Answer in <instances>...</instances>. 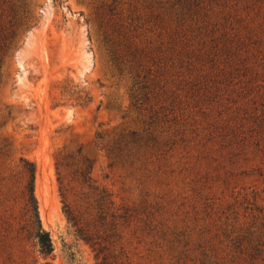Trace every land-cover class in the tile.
Masks as SVG:
<instances>
[{"label":"rangeland","instance_id":"rangeland-1","mask_svg":"<svg viewBox=\"0 0 264 264\" xmlns=\"http://www.w3.org/2000/svg\"><path fill=\"white\" fill-rule=\"evenodd\" d=\"M49 262L264 264V0H0V264Z\"/></svg>","mask_w":264,"mask_h":264},{"label":"trees","instance_id":"trees-1","mask_svg":"<svg viewBox=\"0 0 264 264\" xmlns=\"http://www.w3.org/2000/svg\"><path fill=\"white\" fill-rule=\"evenodd\" d=\"M22 162L26 176L24 195L30 213L29 219L32 223L33 234L38 238L41 253L48 256L52 254L54 247L50 233L42 227L38 214V202L35 196L36 165L26 159H22ZM48 264L51 263L49 262Z\"/></svg>","mask_w":264,"mask_h":264}]
</instances>
